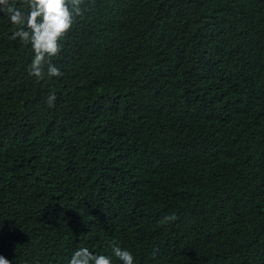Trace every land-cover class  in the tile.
<instances>
[{
  "label": "trees",
  "instance_id": "1",
  "mask_svg": "<svg viewBox=\"0 0 264 264\" xmlns=\"http://www.w3.org/2000/svg\"><path fill=\"white\" fill-rule=\"evenodd\" d=\"M83 7L39 83L0 15V255L264 264V0Z\"/></svg>",
  "mask_w": 264,
  "mask_h": 264
},
{
  "label": "clouds",
  "instance_id": "2",
  "mask_svg": "<svg viewBox=\"0 0 264 264\" xmlns=\"http://www.w3.org/2000/svg\"><path fill=\"white\" fill-rule=\"evenodd\" d=\"M85 0H0V15L8 17L13 31L10 40H19L30 45L34 53L28 74L39 83L47 76L60 77L63 72L52 58L61 53V41L72 30L78 17L84 14ZM55 93L47 97L49 107H54ZM178 220L175 213L165 216L160 224ZM111 251L122 264H135L133 254L111 242ZM157 249H153L155 256ZM113 256L94 254L87 247L75 250L69 264H114ZM0 264H11V261L0 255Z\"/></svg>",
  "mask_w": 264,
  "mask_h": 264
},
{
  "label": "bare ground",
  "instance_id": "3",
  "mask_svg": "<svg viewBox=\"0 0 264 264\" xmlns=\"http://www.w3.org/2000/svg\"><path fill=\"white\" fill-rule=\"evenodd\" d=\"M198 111V110H197ZM197 113V112H196ZM200 114V113H199ZM196 115V114H195Z\"/></svg>",
  "mask_w": 264,
  "mask_h": 264
}]
</instances>
